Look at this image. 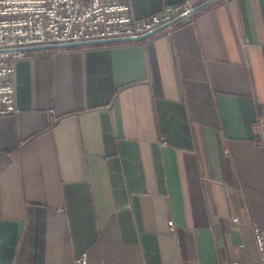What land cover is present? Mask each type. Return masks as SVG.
Returning <instances> with one entry per match:
<instances>
[{
	"label": "crops",
	"instance_id": "obj_1",
	"mask_svg": "<svg viewBox=\"0 0 264 264\" xmlns=\"http://www.w3.org/2000/svg\"><path fill=\"white\" fill-rule=\"evenodd\" d=\"M185 1L128 0L136 18ZM189 1L147 38L18 60L0 264H262L264 0Z\"/></svg>",
	"mask_w": 264,
	"mask_h": 264
},
{
	"label": "built area",
	"instance_id": "obj_2",
	"mask_svg": "<svg viewBox=\"0 0 264 264\" xmlns=\"http://www.w3.org/2000/svg\"><path fill=\"white\" fill-rule=\"evenodd\" d=\"M194 13L189 0L143 18L130 14L128 0H0V116L17 112L15 72L18 60L27 56L26 48L136 40L157 33L163 26L171 28ZM258 121L264 125V112ZM171 227L175 230L173 222ZM251 228L264 264V227L254 222ZM72 264L90 262L84 253Z\"/></svg>",
	"mask_w": 264,
	"mask_h": 264
},
{
	"label": "water",
	"instance_id": "obj_3",
	"mask_svg": "<svg viewBox=\"0 0 264 264\" xmlns=\"http://www.w3.org/2000/svg\"><path fill=\"white\" fill-rule=\"evenodd\" d=\"M150 35L148 36H145V37H142V38H139V39H136V40H141V39H144V38H147L149 37ZM127 40H132V39H127ZM92 42H81V43H69V44H59V45H41V46H32V47H28L26 49H31V48H42V49H45V48H52V47H66V46H69V45H73V44H90Z\"/></svg>",
	"mask_w": 264,
	"mask_h": 264
}]
</instances>
